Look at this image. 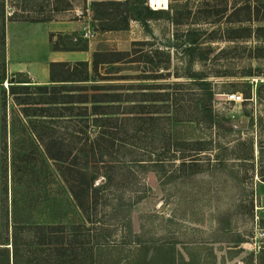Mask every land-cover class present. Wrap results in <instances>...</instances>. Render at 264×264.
<instances>
[{
	"label": "trees",
	"instance_id": "1",
	"mask_svg": "<svg viewBox=\"0 0 264 264\" xmlns=\"http://www.w3.org/2000/svg\"><path fill=\"white\" fill-rule=\"evenodd\" d=\"M8 1L12 8L8 20L45 21L71 9L74 0ZM88 4L91 28L98 32L127 29L130 20L149 30L150 21L166 20L161 33L169 31L177 43L175 54L182 69L173 76L180 79L146 86L143 80L169 77L171 56L169 49L156 46L143 51L151 42L139 39L132 40L126 50L97 47L89 60L50 61L47 83L17 84L20 89L45 92V100L37 101L45 103V110L31 113L39 116L32 128L40 140L45 132V166L47 161L52 164L62 187L59 195L45 193V205L59 211L53 217L56 220L33 224L37 234L33 248L22 241L16 231L19 222L13 219L10 237L0 240V264H136L138 259L145 260L149 251L157 249L155 238L146 245L135 239L125 248L110 238V229L103 227L96 233L86 221L91 223V212L112 199L115 203L110 207L116 211L143 197L147 187L140 179L146 171H154L157 179L171 178L170 170L176 171L173 177L183 178L211 162H221L217 153L221 143L213 128L231 131L232 127L225 123L226 117L213 112V77L234 74L217 68V61L238 47H246L248 57L259 56L264 40V24L248 23L264 21V0H199L192 7L168 4L166 9L150 7L148 0H90ZM52 36L50 32L53 48H87V39L75 33ZM247 40L248 46L243 43ZM159 52L164 58H155ZM194 63L200 67L194 68ZM127 67L134 72H120ZM226 86V93L237 90V82ZM10 88L11 93L20 94L15 86ZM34 102L16 100L17 104ZM27 107L20 106L25 115ZM237 144L230 146L233 152ZM164 165L172 168L166 170ZM77 213H82V220L76 219ZM128 215L126 208L119 219Z\"/></svg>",
	"mask_w": 264,
	"mask_h": 264
},
{
	"label": "rangeland",
	"instance_id": "2",
	"mask_svg": "<svg viewBox=\"0 0 264 264\" xmlns=\"http://www.w3.org/2000/svg\"><path fill=\"white\" fill-rule=\"evenodd\" d=\"M197 1L199 0H167V5L186 3L192 7ZM10 2L0 0V240L6 235L10 237L11 227L15 225L13 219H17L19 223L16 231L22 241L31 243L33 248L32 242L37 237L33 224L56 220L57 218L53 217H56L55 213L59 211L58 208L45 205V193L50 191L59 195L62 185L52 170V164L47 161L45 166V132L40 140L34 135L32 128L33 120L39 116L31 113H38L40 108L45 110V103L37 102L45 100V92L40 94L33 88L20 89L17 84L30 86L33 81L19 74L10 78L4 70L3 27L12 9ZM37 2L45 4L43 0ZM148 5L150 6L149 3ZM86 6L89 8V4H85L83 0H74L71 9L54 13V18L62 19L75 14L80 16L86 12ZM13 7L17 12L20 11L16 6ZM228 18L232 19V16ZM248 23L257 25L264 24V21ZM149 25V30H144L142 26L136 31L132 29L129 36L134 39L129 40L126 48H130L131 40L147 39L151 44H145L143 51H149L155 46L158 49H169L170 74L164 79L143 80L144 83L151 86V83L180 79L173 76L175 70L182 69L175 54L177 43L172 41L169 31L161 33V28L166 27L168 22L157 19L150 21ZM133 27L135 28L132 24ZM98 38L101 39L99 43H102L104 49L121 48L117 45V36L102 34ZM227 43L217 42V45ZM243 43L247 46L251 44L248 40ZM259 49V56L248 57V49L238 47L217 61V68L234 74L213 77L216 82V92L212 99L213 112L226 117L225 123L232 127L231 131L222 127L213 128L221 143L217 151L221 162H211L213 164L204 166L201 171L183 178L173 177L172 174H176V171L172 170L168 171L171 174L169 179L164 175L157 179L154 171H146L140 179L147 187L143 197L129 208L123 204L116 211L110 207L115 203L114 199L102 206V209L100 205L97 206L90 214L92 222L86 221L87 226L92 227V230L93 227L96 228V233L102 231L103 227L110 229V238L117 244L123 243L125 248L131 247V242L135 239L142 240L146 245L147 241L153 238L158 243L183 242L192 237L207 238L211 234L209 229L217 226L221 229L220 234L215 231L213 237H220L223 229L227 239L238 232L245 234L241 236L245 239L252 232L256 238L255 250L259 249V254L264 251V236L257 234L262 230L264 232V40ZM155 58H164V53L159 52ZM193 67L198 68L200 65L194 63ZM120 72L132 73L134 70L127 67ZM17 79L27 81L16 82ZM229 81L237 82V90L233 92L241 94V100L226 98V84ZM242 82H245L244 86ZM11 86H15L14 90L20 91V94L11 93ZM240 88L248 89L247 94ZM17 99L36 102L17 104ZM21 105L29 106L26 108L27 115L21 110ZM241 115L245 116V123L239 126ZM235 142L238 144L233 152L230 146ZM200 157L204 160L205 154ZM209 157L212 158L213 155ZM164 168L171 169L172 165H164ZM162 172L163 169L160 174ZM130 189L126 187V191ZM126 208L129 210L127 219H119ZM75 217L77 220L83 219L82 213H77ZM201 227H204L202 231ZM7 245L9 247V243ZM248 251L246 249L242 254L243 258L249 255Z\"/></svg>",
	"mask_w": 264,
	"mask_h": 264
},
{
	"label": "crops",
	"instance_id": "3",
	"mask_svg": "<svg viewBox=\"0 0 264 264\" xmlns=\"http://www.w3.org/2000/svg\"><path fill=\"white\" fill-rule=\"evenodd\" d=\"M89 1L85 0V4ZM84 10L86 12L80 16L75 14L67 18L45 21L6 19L3 27L2 49L6 75L12 78L19 74L35 83H47L50 61L89 60L91 52L97 47H102V43H99L101 39L98 38L102 34L119 37L117 45L121 48L118 50L127 49L129 40L134 39V37L130 38L129 32L132 29L136 31L141 26L137 21L130 20L128 28L123 29V32L120 31L121 29L98 32L91 28L88 6ZM132 24L135 28H132ZM88 30L93 32L92 36L84 37L83 32ZM50 32L53 33V39L59 32L75 33L87 39V48H53L49 41ZM203 229L204 227H201V231ZM209 230L211 234L207 238L192 237L183 242H159L156 244V250L149 251L145 260L138 259L139 262L136 264H264V251L259 254L260 250H255L256 238L252 232L245 239L241 237L242 232L234 233L227 239L224 229L221 232L224 235L221 234L218 238L213 237V234L215 231L220 234L219 227L215 226ZM222 244L224 245L221 246ZM243 246L249 250V255L244 258L242 254L246 249H243Z\"/></svg>",
	"mask_w": 264,
	"mask_h": 264
},
{
	"label": "built area",
	"instance_id": "4",
	"mask_svg": "<svg viewBox=\"0 0 264 264\" xmlns=\"http://www.w3.org/2000/svg\"><path fill=\"white\" fill-rule=\"evenodd\" d=\"M93 34L92 31L88 30V31H84L83 32V36L84 37H91ZM225 96L227 99L233 100V101H237V100H241L242 96L239 93H235V92H231V93H225ZM260 236H264V232L261 231V233H258Z\"/></svg>",
	"mask_w": 264,
	"mask_h": 264
},
{
	"label": "bare ground",
	"instance_id": "5",
	"mask_svg": "<svg viewBox=\"0 0 264 264\" xmlns=\"http://www.w3.org/2000/svg\"><path fill=\"white\" fill-rule=\"evenodd\" d=\"M148 3L153 8H165L167 6V0H148Z\"/></svg>",
	"mask_w": 264,
	"mask_h": 264
},
{
	"label": "water",
	"instance_id": "6",
	"mask_svg": "<svg viewBox=\"0 0 264 264\" xmlns=\"http://www.w3.org/2000/svg\"><path fill=\"white\" fill-rule=\"evenodd\" d=\"M244 123H245V116L244 115H241L239 117V120H238V125L239 126H242V125H244Z\"/></svg>",
	"mask_w": 264,
	"mask_h": 264
}]
</instances>
